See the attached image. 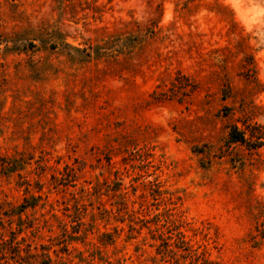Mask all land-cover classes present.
I'll return each mask as SVG.
<instances>
[{
  "label": "rangeland",
  "instance_id": "rangeland-1",
  "mask_svg": "<svg viewBox=\"0 0 264 264\" xmlns=\"http://www.w3.org/2000/svg\"><path fill=\"white\" fill-rule=\"evenodd\" d=\"M12 235L54 264H264V0H0Z\"/></svg>",
  "mask_w": 264,
  "mask_h": 264
},
{
  "label": "trees",
  "instance_id": "trees-1",
  "mask_svg": "<svg viewBox=\"0 0 264 264\" xmlns=\"http://www.w3.org/2000/svg\"><path fill=\"white\" fill-rule=\"evenodd\" d=\"M67 45V44H66ZM78 51V48H73ZM260 136L257 134H251L250 137H246L244 131L238 130L236 127H232L228 133V140L233 143L246 144L250 143L254 146L261 143L258 141ZM35 204H30V207H34ZM27 205L21 204L18 207V211L22 212L26 209ZM14 235V232H11ZM11 236L8 240H0V264H8L9 260L15 261L17 264H54L50 255L42 248L40 253H32L29 250V246L24 248V255H20V242L16 240L14 236Z\"/></svg>",
  "mask_w": 264,
  "mask_h": 264
}]
</instances>
